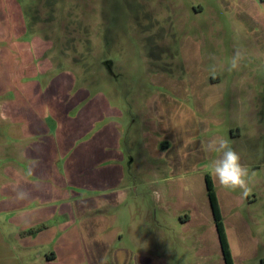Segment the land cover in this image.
Here are the masks:
<instances>
[{
	"label": "rangeland",
	"instance_id": "obj_1",
	"mask_svg": "<svg viewBox=\"0 0 264 264\" xmlns=\"http://www.w3.org/2000/svg\"><path fill=\"white\" fill-rule=\"evenodd\" d=\"M24 82H33L38 101L46 99V111L58 100L62 113L74 117L86 112L91 96L103 95L121 110L119 121L106 118L122 132L120 180L113 173L110 184L94 178V199H72L62 214L29 228L70 221L74 212L66 229L76 227L95 253L78 264H98L103 248L89 245L104 233L112 240L110 232L121 244L107 249V264H115L118 244L125 264H224L204 183L208 173L234 264H264V0H0V193L10 182L21 191L18 178L27 175L22 166L29 160L53 163L57 154L54 163H61L62 151L55 154L43 137L22 136V111L33 119L37 114L22 104L33 95ZM11 99L18 114L9 117L3 104ZM92 113L100 115L96 108ZM67 122L64 129L79 120ZM30 123L37 131L39 124ZM45 123L52 126L51 119ZM106 138L114 147L113 136ZM220 139L247 166V191L225 188L210 174L218 153L207 146ZM109 153L108 161L115 160L116 152ZM107 187L124 196L105 206L110 232H103L95 204ZM17 196L15 205L21 204ZM77 205L93 211L81 215ZM56 239L10 264H43L44 253L70 264ZM6 250L0 243V264H8Z\"/></svg>",
	"mask_w": 264,
	"mask_h": 264
},
{
	"label": "crops",
	"instance_id": "obj_2",
	"mask_svg": "<svg viewBox=\"0 0 264 264\" xmlns=\"http://www.w3.org/2000/svg\"><path fill=\"white\" fill-rule=\"evenodd\" d=\"M12 80L14 84V78ZM33 82H30V84H33ZM27 84L29 86L26 87V89L30 93L32 91H30L31 85L29 82H24L22 86L25 87ZM32 93L33 95H29L24 99L22 104L23 106L25 105V108H28L37 114L35 115V119H33L29 114L27 116L26 113L22 111V116L27 117V119H25L27 121L24 120V124H22V136L27 137L31 135H39L40 137H43L45 142L49 145V149H52L54 153L55 151H62V154H60L59 157L61 163H54L57 158L56 153L55 160H52L53 163H34L38 162L37 159H34L33 161L29 160L28 163H23L22 166V169L24 167V169L27 170V175L23 173L24 175L18 178L21 182V191H14V182L6 183L4 185L5 191H1L0 193V243L4 244L7 248L6 260L8 264H10L14 259L17 260L22 257L28 258L29 255L31 256L30 253L34 252L38 247L47 245L50 240L57 237L55 241L56 243H54L65 246V255L67 256L64 260L70 264H78L79 262L83 263L85 259L83 255L85 253L88 258H94L95 253L93 250L91 254L90 250H88L86 244L87 241H85L84 237L78 238V233H76L78 230H76V227L75 229H73V227L69 228V230L66 229V226L75 219L74 212H72L73 214H70V221H63L62 223L57 224L50 223V226L45 227L32 235L24 234L23 231L36 223L47 220L49 216L62 214L61 208L69 204L72 199L74 202L94 199L96 197L92 192L94 184H96L94 178L103 183L110 184V178L112 177V174L110 173H113L115 174L113 178L120 180V171L123 168L121 162L122 154L120 151V139L122 138V132L120 129L121 124L112 119H107L106 117H110L111 115L114 119L118 118L117 120L119 121L121 110L116 109L113 106L110 107L104 101L103 95L94 94L87 102H85V109L87 110L84 114L77 111L75 113L77 117H74L68 113L69 111H67L64 113V116L61 111V103L58 100L52 104L53 108L50 107L49 110L46 111V99L43 98V101H38V99H36V96L39 94L37 89ZM98 96H101V100L97 98ZM16 104L17 103L14 99L4 102L3 106L8 110L5 111L7 116L10 117L11 115L18 114ZM73 106L74 105H71L70 108ZM95 108L99 111L100 115H97V117L94 118L92 111H94ZM88 109H91V113L88 112ZM46 119H51V127H47L45 123ZM73 119L79 120V123L76 122L73 125L70 122V129H64L65 126L68 125L67 120ZM105 119L107 120L104 121ZM32 120H35L39 124L37 131H34V127L31 128L30 126ZM95 126H97L96 129ZM73 131H76V135L71 133ZM66 132L68 133L66 134ZM110 136H113L114 138V147L109 143L110 139L106 138ZM45 144L46 143H44V145ZM28 145H30V143L26 144L23 148L25 158H29V155H26V152L29 150ZM112 151L116 152L114 157L116 161L113 160V156L112 160L108 161V154ZM79 152L82 154V161H84V163H80L79 159H76L78 158V154H80ZM86 153H88V156ZM89 160H91V163H87ZM132 160L133 158L130 159V163H133ZM36 166H38V169ZM40 167H43V170L40 171ZM46 184H49V187L45 186ZM79 184L83 185L79 186ZM33 185H36V187ZM1 188H3V186ZM107 188L109 189L107 192L97 196V203L95 204L96 206H99V204L101 205L102 212L97 217L102 219L104 225L103 232H106V230H108L107 232H110L109 225L106 223L108 215L104 213L105 206L109 205L110 202H114L115 198L118 203V200L124 196V192L120 189H115V192L113 193L110 187ZM75 189H82V191H77ZM31 192L36 193L34 194ZM14 194L16 196L17 194H20L21 204L15 205L13 200L15 199ZM99 201L100 203H98ZM3 202H5L4 207H2ZM92 208L93 206L89 207L86 205L77 207V209L80 210L81 215H83L82 213L87 215L93 211ZM95 209L100 208L96 207ZM182 221L185 223V220ZM3 226L6 228V231H9L8 234L1 233V230L4 229ZM73 230H75V232ZM92 233L94 234V230ZM110 233L113 234L112 240H108L107 237H104V233V235L101 236V239L96 237V240L95 238L91 240L93 246L89 245L90 249H94L95 245L98 246V244L103 248L99 260H97L98 264H107L110 262L105 259L106 257L104 255H106L107 249L111 247L110 245L112 243L116 242L121 244L120 239L116 240L114 232ZM85 247L86 252H84ZM15 248L20 250L15 251ZM35 253L36 252H34V254ZM24 254H26V256ZM120 254L118 244V248L114 250L113 263L125 264L126 259L124 253L122 252V255ZM0 255L2 256L3 254ZM43 255V264L59 263L58 253L55 259L50 258L51 256L48 253H44ZM122 256H124V258ZM37 257H40V253ZM157 261L159 262V260ZM153 262L156 261L150 263L146 262L145 264H154ZM90 263L93 264V262ZM137 264H144V262L139 259Z\"/></svg>",
	"mask_w": 264,
	"mask_h": 264
},
{
	"label": "clouds",
	"instance_id": "obj_3",
	"mask_svg": "<svg viewBox=\"0 0 264 264\" xmlns=\"http://www.w3.org/2000/svg\"><path fill=\"white\" fill-rule=\"evenodd\" d=\"M240 54L237 53L232 61V68L237 67ZM207 149L218 153L209 164L210 174L225 188H241L248 190L249 171L241 162V155L233 149L225 139L210 141Z\"/></svg>",
	"mask_w": 264,
	"mask_h": 264
},
{
	"label": "trees",
	"instance_id": "obj_4",
	"mask_svg": "<svg viewBox=\"0 0 264 264\" xmlns=\"http://www.w3.org/2000/svg\"><path fill=\"white\" fill-rule=\"evenodd\" d=\"M104 64L107 65L108 69H110L109 61H104ZM204 183H205V188L207 191L211 214L213 217L215 230H216L217 237L219 240L220 250H221L224 264H234L230 245H229L226 230H225V225L223 222V217L221 214L219 201H218L216 192L214 190L213 181L211 179V176L208 173L204 175ZM45 227H47L46 224L42 223L35 227L26 229L25 231H23V233L27 235H32ZM50 258H53V257H50Z\"/></svg>",
	"mask_w": 264,
	"mask_h": 264
}]
</instances>
